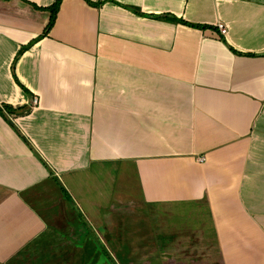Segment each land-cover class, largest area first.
I'll return each mask as SVG.
<instances>
[{
	"label": "crops",
	"instance_id": "obj_1",
	"mask_svg": "<svg viewBox=\"0 0 264 264\" xmlns=\"http://www.w3.org/2000/svg\"><path fill=\"white\" fill-rule=\"evenodd\" d=\"M53 1L0 0V264H78L126 204L264 264V0H61L41 35Z\"/></svg>",
	"mask_w": 264,
	"mask_h": 264
},
{
	"label": "rangeland",
	"instance_id": "obj_2",
	"mask_svg": "<svg viewBox=\"0 0 264 264\" xmlns=\"http://www.w3.org/2000/svg\"><path fill=\"white\" fill-rule=\"evenodd\" d=\"M120 182L123 184L126 181L125 179L117 181ZM131 182L132 179H129L127 184L133 188L134 184ZM116 210L115 216H112L114 226L110 224L112 227L109 229L107 224L105 230H98V233H95L106 247L117 248L127 264H217L219 258L215 239L210 230L207 212L202 208H193L190 205L167 209L157 218H151L150 223L145 219L144 212L130 205L126 204L124 209ZM139 212L143 213L140 217ZM78 220V225L83 227L84 222L81 218ZM62 231L68 236L77 233L76 230ZM77 235V240L73 241L84 242V230ZM88 236L90 237L89 232ZM167 241L173 243L169 248L166 245ZM65 244L67 243L63 242L62 246H66ZM158 245L163 246L165 250L157 252ZM67 251L68 263L72 264L74 263L72 251ZM100 264L107 263L100 260Z\"/></svg>",
	"mask_w": 264,
	"mask_h": 264
},
{
	"label": "trees",
	"instance_id": "obj_3",
	"mask_svg": "<svg viewBox=\"0 0 264 264\" xmlns=\"http://www.w3.org/2000/svg\"><path fill=\"white\" fill-rule=\"evenodd\" d=\"M87 3H89L90 5H99V2L94 3L90 0H86ZM61 3V0H54L49 6H46L44 9H46L49 12V19L45 25V27L43 28V31L41 33V35H45L48 33V31L50 30V28L52 27L54 21H55V17L59 8V5ZM36 8H39L38 6L34 5ZM175 20L186 24L188 26L191 27H211V26H204L201 24H196V23H191V22H187L181 18H175ZM228 47L235 53L241 54V52L236 51L235 49H233L232 47H230L228 45ZM24 48V47H23ZM22 52V49L19 50L16 54V56L14 57V60H16L17 56ZM247 54H252V53H247ZM3 110L8 112V113H12L14 111V109L9 106V105H2L0 107V112L3 114ZM64 188H62L63 190ZM63 195H65V197L69 198L67 192L65 190H63ZM88 232L90 233V237L88 235ZM84 237L85 240L84 242H82L77 248V255L79 256V263L78 264H100V260L101 261H105L107 264H127L124 261V257L121 256V253L119 252V250L117 248H115L114 246H110L106 247L105 244H103L99 238L96 236L95 233H93L91 230H84ZM74 243V242H73ZM173 243L171 241H167L168 245L167 247L169 248L170 245H172ZM167 248V249H168ZM157 252H163L164 247L161 245L157 246ZM122 254H124L123 249H122ZM162 254V253H160ZM217 254H219V252L217 251Z\"/></svg>",
	"mask_w": 264,
	"mask_h": 264
},
{
	"label": "built area",
	"instance_id": "obj_4",
	"mask_svg": "<svg viewBox=\"0 0 264 264\" xmlns=\"http://www.w3.org/2000/svg\"><path fill=\"white\" fill-rule=\"evenodd\" d=\"M216 27H217V29H218V31H219L220 34L223 35V34L226 33V27H225V25L223 23L217 22ZM37 102H38L37 98L34 97L33 98V105H36ZM197 160L198 161H203L204 160V157L203 156H199V157H197Z\"/></svg>",
	"mask_w": 264,
	"mask_h": 264
}]
</instances>
